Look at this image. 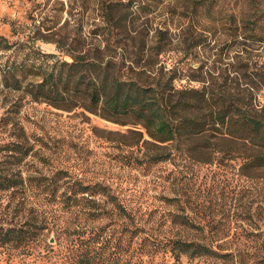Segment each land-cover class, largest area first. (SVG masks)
<instances>
[{"label":"rangeland","instance_id":"rangeland-1","mask_svg":"<svg viewBox=\"0 0 264 264\" xmlns=\"http://www.w3.org/2000/svg\"><path fill=\"white\" fill-rule=\"evenodd\" d=\"M199 1L0 0V146L28 153L19 160L0 149V175L30 179L33 187L58 179L56 197L68 178L99 180L143 211L163 205L166 212L187 214L214 246L234 251L240 236L248 264H258L264 258V164L251 157L257 147L209 134L182 151L156 146L139 127L81 109L64 112L15 89V81L25 87L40 79L46 65L80 53L125 60L123 77L142 81L150 74V81L161 77L169 89L167 79L175 76L176 91L224 90L243 110L260 109L264 43L248 36L264 39V0H204L202 7ZM143 55L151 59V70L131 64L130 71L127 58ZM159 156L167 159L148 161ZM10 195L0 192V220ZM48 244H54L52 237ZM6 256L0 255V264L33 261Z\"/></svg>","mask_w":264,"mask_h":264},{"label":"trees","instance_id":"trees-1","mask_svg":"<svg viewBox=\"0 0 264 264\" xmlns=\"http://www.w3.org/2000/svg\"><path fill=\"white\" fill-rule=\"evenodd\" d=\"M199 3L202 7L205 1ZM248 37L264 43L254 34ZM143 48L144 45L139 53ZM95 52H99L98 47ZM127 60L130 71L131 64L151 70V59L144 60V55ZM124 61L79 53L71 61L46 65L40 79L25 87L15 81V89L24 90L32 101L64 112L81 109L109 123L139 127L156 146L165 144L182 151L205 134L254 145L258 154L252 159L264 164V106L245 111L224 90L220 95L210 94L205 88L176 91L172 88L175 76L167 79L169 89L160 82L161 77L156 84L154 79L150 81V74L142 81L123 77ZM0 149L19 160L28 156L27 151L12 144H3ZM165 159L159 156L148 161L156 165ZM61 174L64 180L67 175ZM25 181L0 175V192L10 190L12 194L5 206V217L0 220V255H7L10 261L26 258L33 260L32 264L39 260L50 264H248L246 245L240 236L234 251L232 246H214L187 214L166 212L163 205L143 211L120 199L99 180L89 183L76 176L68 178L58 198V179L52 184L38 180L36 187L30 179ZM17 194L19 200L14 204ZM8 214L13 217L9 219ZM192 233L195 237L191 238ZM51 237L53 245L48 244ZM257 262L264 264V258Z\"/></svg>","mask_w":264,"mask_h":264}]
</instances>
